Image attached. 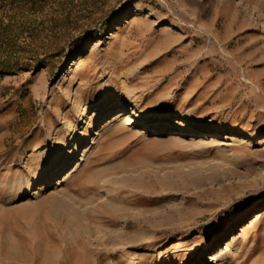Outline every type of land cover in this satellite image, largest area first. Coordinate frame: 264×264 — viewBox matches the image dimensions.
Instances as JSON below:
<instances>
[{"label": "rangeland", "instance_id": "obj_1", "mask_svg": "<svg viewBox=\"0 0 264 264\" xmlns=\"http://www.w3.org/2000/svg\"><path fill=\"white\" fill-rule=\"evenodd\" d=\"M35 6L0 0V264H264V0Z\"/></svg>", "mask_w": 264, "mask_h": 264}, {"label": "bare ground", "instance_id": "obj_2", "mask_svg": "<svg viewBox=\"0 0 264 264\" xmlns=\"http://www.w3.org/2000/svg\"><path fill=\"white\" fill-rule=\"evenodd\" d=\"M75 64L76 65L79 64L78 59H76ZM93 104H97V102H93ZM118 107L119 106L116 105L115 107H111L110 109L114 110L116 108L118 109ZM110 114L111 113L108 112V110H107L106 112L101 113L100 116H102L101 118L103 119V118L111 116ZM117 117H118L117 118L118 120L122 119L123 122L125 123V125L128 123L129 124L134 123L143 129H147V128L149 129V128L154 127L153 130H157V128H156L157 120L161 118V114L155 116L156 119L153 120L154 125H151L148 120L143 119L140 115H138L134 111L118 110ZM122 125H124V124H122ZM181 133L192 135V134L196 133V131L193 128H182ZM219 135H220V130H212L207 134V136H213V137H216ZM85 136L87 137V133H85ZM65 145H66V141L61 140L60 145H58L57 151L54 152L52 154V156H50L51 157L49 159L50 164L48 165V161H46V163L44 165L46 167H44L43 169H38V170L33 171L32 177L29 180V186H31L33 184L34 185L39 184L38 190H42L44 188H47L51 184V181L54 179H55L56 184H60L64 181V179L66 178V176L68 175V173L72 169L71 166H72L73 161H71V157L75 154V152L77 150V143H74L73 146L68 150L70 153L68 154V156H66L65 161L61 163V160L63 157H60V155L62 152V148ZM78 162H79V160H78ZM243 228H242V230H243ZM220 234L222 236V232ZM235 236H236V234H234V237ZM216 239L219 240L220 236L217 235ZM210 244H213V239L210 242ZM222 251H223V245H221V246L216 245V246H214L213 253L210 256H216L217 254L221 253Z\"/></svg>", "mask_w": 264, "mask_h": 264}, {"label": "trees", "instance_id": "obj_3", "mask_svg": "<svg viewBox=\"0 0 264 264\" xmlns=\"http://www.w3.org/2000/svg\"><path fill=\"white\" fill-rule=\"evenodd\" d=\"M25 4H28V7L29 9H32V10H36L37 7L35 6L36 5V0H23ZM0 23H2L1 19H0ZM7 27H9L10 25V22L6 23L5 24ZM1 43V42H0ZM0 49H4V50H7V48L5 47H2L1 48V45H0ZM15 64L18 63V59H17V56L15 58ZM14 63L13 64H10V58L9 57H5L3 59H0V68H3V69H9L11 66L15 65Z\"/></svg>", "mask_w": 264, "mask_h": 264}]
</instances>
